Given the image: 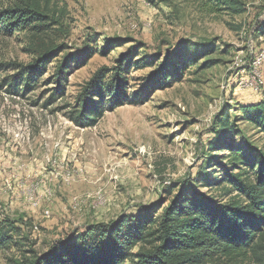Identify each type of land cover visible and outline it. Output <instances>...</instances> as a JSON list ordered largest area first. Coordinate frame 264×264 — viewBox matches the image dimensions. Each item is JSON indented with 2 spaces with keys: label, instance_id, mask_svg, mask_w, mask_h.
Returning <instances> with one entry per match:
<instances>
[{
  "label": "rangeland",
  "instance_id": "1",
  "mask_svg": "<svg viewBox=\"0 0 264 264\" xmlns=\"http://www.w3.org/2000/svg\"><path fill=\"white\" fill-rule=\"evenodd\" d=\"M18 1L0 0V12ZM39 1L58 22L39 37L45 44L61 46L60 57L95 53L71 68L64 95L54 101V64L34 90L9 95L6 84L32 61L38 43L28 31L0 33V219L15 221L25 238L20 249L0 250V264L19 261L30 248L44 253L86 225L137 215L163 201L167 186L188 178L218 202L235 195L220 190L223 174L206 158V144L222 112L264 99V57L257 72L252 68L264 51V0H237L238 14L215 0ZM107 43L116 45L104 52ZM188 44L212 51L198 65H184L181 80L147 89L152 58ZM135 47L124 104L104 103L93 127L73 126L67 116L85 82ZM207 60L217 64L200 69ZM243 80L252 86H240ZM238 124L235 142L264 151V135Z\"/></svg>",
  "mask_w": 264,
  "mask_h": 264
},
{
  "label": "trees",
  "instance_id": "2",
  "mask_svg": "<svg viewBox=\"0 0 264 264\" xmlns=\"http://www.w3.org/2000/svg\"><path fill=\"white\" fill-rule=\"evenodd\" d=\"M215 1L234 14L243 11L237 0ZM51 23L58 24L49 19L39 0H19L0 12V33L9 36L28 31L38 43L32 61L18 66V72L6 84L9 95L34 90L54 64L51 81L55 87L49 96L54 101L64 95L71 68L85 65L95 53L89 48L85 54L60 57L61 46L45 44L39 38L47 33ZM260 28L264 29V22ZM115 45L107 43L102 49L108 52ZM138 49H131L114 68L98 69L85 82L67 116L73 126L93 127L103 114L102 104L108 103V108L124 104L129 88L128 70ZM208 49L188 44L163 58L153 57L151 64L156 67L148 78L147 89L166 88L171 81L181 80L184 65H198L199 59L211 53ZM216 64L215 60H207L199 68ZM239 121L264 135V99L228 108L212 124L206 158L215 160L222 171L217 184L223 195L235 193L225 202L199 192L188 178L167 186L163 201L143 208L137 215L86 225L55 241L41 254L31 248L20 251V260L13 264H264V151L251 142H235L241 134ZM221 161L228 162L220 164ZM202 179L209 185L208 180ZM14 222L0 219V250L22 246L20 241L25 238Z\"/></svg>",
  "mask_w": 264,
  "mask_h": 264
},
{
  "label": "bare ground",
  "instance_id": "3",
  "mask_svg": "<svg viewBox=\"0 0 264 264\" xmlns=\"http://www.w3.org/2000/svg\"><path fill=\"white\" fill-rule=\"evenodd\" d=\"M262 57H264V51L262 54H260V56H258L257 58L254 59V61H256V63L252 62V68H253V71L256 70L260 64V61L259 58L262 59ZM244 81V80H243Z\"/></svg>",
  "mask_w": 264,
  "mask_h": 264
},
{
  "label": "built area",
  "instance_id": "4",
  "mask_svg": "<svg viewBox=\"0 0 264 264\" xmlns=\"http://www.w3.org/2000/svg\"><path fill=\"white\" fill-rule=\"evenodd\" d=\"M259 60H261V58H259ZM254 63H256V61H253ZM254 72H257V70H254ZM260 83V82H259ZM239 85H244V86H252V82H250L249 80H245V81H240ZM256 89V87H255Z\"/></svg>",
  "mask_w": 264,
  "mask_h": 264
}]
</instances>
